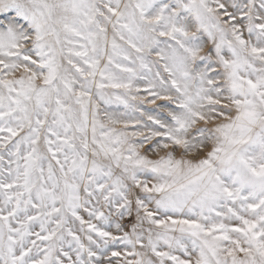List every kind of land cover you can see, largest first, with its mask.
Listing matches in <instances>:
<instances>
[{"label":"snow or ice","instance_id":"1","mask_svg":"<svg viewBox=\"0 0 264 264\" xmlns=\"http://www.w3.org/2000/svg\"><path fill=\"white\" fill-rule=\"evenodd\" d=\"M0 264H264V0H0Z\"/></svg>","mask_w":264,"mask_h":264}]
</instances>
